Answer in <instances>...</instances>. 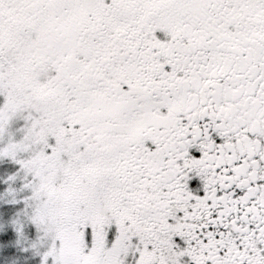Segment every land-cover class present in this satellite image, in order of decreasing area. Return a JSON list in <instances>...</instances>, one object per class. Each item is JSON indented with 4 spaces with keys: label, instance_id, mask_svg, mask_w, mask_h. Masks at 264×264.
Here are the masks:
<instances>
[{
    "label": "snow or ice",
    "instance_id": "obj_1",
    "mask_svg": "<svg viewBox=\"0 0 264 264\" xmlns=\"http://www.w3.org/2000/svg\"><path fill=\"white\" fill-rule=\"evenodd\" d=\"M0 264H264V0H0Z\"/></svg>",
    "mask_w": 264,
    "mask_h": 264
}]
</instances>
